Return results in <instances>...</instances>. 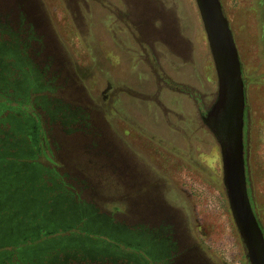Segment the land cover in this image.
<instances>
[{"label": "rangeland", "instance_id": "obj_1", "mask_svg": "<svg viewBox=\"0 0 264 264\" xmlns=\"http://www.w3.org/2000/svg\"><path fill=\"white\" fill-rule=\"evenodd\" d=\"M20 1L24 6L0 0V19L8 25L0 31V42H6L0 51L30 74L32 90L17 88V80L2 82L0 102L9 106L0 114V138L8 134V145L0 149V162L6 163L0 178H9V164L19 163L4 158L9 154L37 163L52 199L34 217L31 210L17 214L16 223L31 217L39 225L27 230L24 222L10 224L15 233L0 239V251L24 242L36 252L48 237L72 236L83 242L78 250L83 255L102 251L118 258L91 242L101 238L117 244L118 252L148 249L144 257L154 264H249L222 183L219 144L203 119L216 100L218 79L195 0ZM220 3L241 66L247 188L264 233V0ZM8 40L17 43L16 50ZM33 91L84 108L90 132L64 133L43 114L53 104L44 105ZM17 101L27 108L15 112L10 106ZM19 131L26 148L17 142ZM90 133L97 140L92 151ZM108 150L121 176L99 168L104 159L99 153ZM33 169H20L12 184L17 193L33 191H21V181L38 177ZM7 182L0 181V191L9 188ZM66 199L77 205L75 217L45 218L54 200L67 213L73 210ZM158 209L172 221L157 216ZM89 217L132 226L125 231L137 237L115 233L109 224L91 225ZM157 236L170 245L163 253L149 250ZM76 249L57 248L45 264H70Z\"/></svg>", "mask_w": 264, "mask_h": 264}, {"label": "water", "instance_id": "obj_2", "mask_svg": "<svg viewBox=\"0 0 264 264\" xmlns=\"http://www.w3.org/2000/svg\"><path fill=\"white\" fill-rule=\"evenodd\" d=\"M195 2L218 79L216 100L203 119L219 144L222 183L246 259L249 264H264V233L247 188L243 154L244 88L238 52L220 0Z\"/></svg>", "mask_w": 264, "mask_h": 264}, {"label": "trees", "instance_id": "obj_3", "mask_svg": "<svg viewBox=\"0 0 264 264\" xmlns=\"http://www.w3.org/2000/svg\"><path fill=\"white\" fill-rule=\"evenodd\" d=\"M11 2L9 4L13 5V7H21V6H24V4H22V2L20 0H10ZM1 18V17H0ZM6 27L8 28V25L7 23L5 22H2L1 19H0V31L1 32H4L6 31ZM6 43L5 41L3 42H0V46H3V44ZM8 43V42H7ZM9 44V43H8ZM13 46L11 47V49H14L16 50L17 48V43L16 42H11L9 44V46ZM10 49V50H11ZM5 61H7L9 64L7 66V68L5 70H3L2 66L5 64ZM51 63V62H50ZM49 63V64H50ZM47 67V66H46ZM23 74L25 76V87H24V90L28 87L31 88L32 90V78L30 77V74H28L27 72H25L23 70V68L15 61V60H11V57L10 55H8L7 53L5 52H1L0 51V93L1 96H3V80L4 78L6 79V81L9 79L10 81L14 80H18L19 78L22 79L23 77ZM2 75L4 76L3 78ZM19 79V80H20ZM34 87V86H33ZM23 90V91H24ZM34 90V88H33ZM35 91V90H34ZM32 92V96H34V98L36 99H41V102L45 105V104H53V108H51L50 110L48 109V107H44V116L48 119L51 120V122H58L60 127L63 128V132L64 133H69V132H73V131H85V133H89L90 131H88V129L91 128L90 124L89 123V115L87 113V111L80 107L78 104H76L77 106H71L70 104L68 103H62L60 100H53V99H48V97H46L47 95L43 94L41 95L40 93L38 92ZM7 104H9V101H6ZM23 101V102H20V101H17L15 103V105H11L10 108H12L13 110H15V112H19L20 109H26L27 108V103ZM2 105L1 102H0V114L1 112L4 110V109H7V106L9 105ZM1 118V117H0ZM2 119V118H1ZM16 119H19V118H16ZM4 120V119H2ZM72 121L73 122H76V123H79L78 127L76 126H71L72 124ZM0 134H3V133H0ZM19 134L23 135L22 138L25 139V134H23L22 132L19 131ZM92 134V133H90ZM7 135L6 133H4V138L1 139L0 138V145H2V141L1 140H5L4 142L6 143L7 141ZM96 134H92L90 135L91 136V141L89 142V145L87 146V150L88 151H92V149H96L97 148V140H96ZM96 140V141H94ZM18 144H20V146H23L25 145L24 148H26V141L25 143L24 142H21V141H17ZM6 145H8L6 143ZM4 148V146H0V149L2 150ZM92 155L93 154H98V153H91ZM99 155H102V157L104 159H102V161L99 162V164H101V167L99 166V168L101 169H106L108 170V172L112 173V174H118L120 175V173L118 172V168L116 166V162L114 161V153H110V150L106 151V153H99ZM5 159H16L19 161L18 165H15V166H11L12 167V172L9 174V178H0V181H8L7 183L11 186H9V188L6 190L5 193H9L11 192V190L14 189V186L12 185L13 183L16 182V179H12V177H15L16 175H19L21 176V174L23 172H21L20 170V166H22L23 168L25 166H23V163L21 161V158L20 157H17L15 155H10L8 157H4ZM1 161V160H0ZM6 163L3 161L2 163L0 162V167H3ZM27 164V163H25ZM31 165L35 166V165H38L39 167V164L37 163H32ZM5 168H0V173H2L4 171ZM38 172H39V175L37 178H34L33 181H29V182H25V181H21V182H24L25 183V186L22 187L21 191H24L25 188H33L32 192L30 194H33L34 192H37V188L36 187H39L41 188L42 186V182H43V178H42V173L44 171H42V168L39 167L36 169ZM121 176V175H120ZM28 183L31 184L32 186H28ZM42 189V193L44 195V198H45V204L43 205L44 207H46V205L48 204V200L52 199V196L50 197L49 193L51 194V191L49 188L47 187H44V188H41ZM1 198V197H0ZM47 202V203H46ZM19 205V204H18ZM49 205V204H48ZM17 207V205H15ZM52 207V203L50 205V208ZM15 208V207H13ZM114 208H118L117 206H114ZM154 209V208H153ZM3 211H7V209H4L2 210ZM43 211V209H42ZM68 211V210H67ZM70 212V211H69ZM163 210H160L158 209L157 211V216L159 215H163V220L167 219L169 221H172L171 220V216L170 215H167L166 213H162ZM155 216V215H154ZM156 216V217H157ZM158 218V217H157ZM161 218V217H160ZM159 218V219H160ZM165 218V219H164ZM30 219H32L30 217ZM27 221V220H26ZM33 222H30V224H32ZM0 224H3V223H0ZM13 227L17 226L16 225V220L13 219L12 223ZM23 224V223H22ZM35 224V223H34ZM25 225V224H23ZM116 225V224H115ZM118 225V224H117ZM170 225H172V223H170ZM173 226V225H172ZM125 228V229H124ZM132 226H129V227H123L122 229L123 230H128V231H132L131 230ZM146 227H144V225H141L139 230H141L143 233L147 230L145 229ZM133 229V228H132ZM158 235V234H157ZM71 237L72 236H66V237H63V238H59L58 236L56 237H48L47 239H45L44 241H48L49 243H43V242H40L38 245V250L39 251H32V247L33 245H29V244H25L24 242H20V244L18 245H15L13 247L12 250H1L0 251V264H45V261L46 258L48 257V255L53 252L54 250H57V248H65V247H68V248H72V250H74L75 248H78L74 251L75 254H73V258L72 261L70 262V264H135V261H133L132 257H129V253L127 252H124V251H120L119 253L117 252V244H115L114 242L112 241H103L101 238H97L96 241H91L92 243L94 242L96 245H106L105 243L108 244L109 247V250H114L116 251L117 253H115L114 251L112 252L113 254H118V258L116 259H113L111 258L110 256H107V253H104V252H93L92 254H86L83 255V254H80V250L79 248H81V246H83V242L81 241H76V240H71ZM160 236H157L155 238H158ZM163 238H165L164 236H162ZM166 239V238H165ZM114 240V239H112ZM69 242V243H68ZM24 243V245H22ZM86 243V242H85ZM132 249L135 251L134 253L137 252V249H138V252L136 253L137 255H139L140 257L141 256H144V254H148L147 251L148 249H139L138 247H132ZM139 257V258H140ZM140 262H143V258H140ZM48 264H58L57 262H50ZM62 264H65V263H62ZM184 264H194V262L192 261H189L188 263H184Z\"/></svg>", "mask_w": 264, "mask_h": 264}, {"label": "flooded vegetation", "instance_id": "obj_4", "mask_svg": "<svg viewBox=\"0 0 264 264\" xmlns=\"http://www.w3.org/2000/svg\"><path fill=\"white\" fill-rule=\"evenodd\" d=\"M7 42L9 44L11 43V41H9V40ZM8 64L9 63L7 61H5V64L2 66L3 70H5L7 68ZM25 81H26L25 80V76L23 74L22 79H20V80L18 79L16 81V84H18V87L17 88H20V87L24 88L25 87V84H24ZM18 140L25 143V139L24 138H20ZM4 141H3L2 145H0V146H2V147L3 146H6V143ZM23 146L25 147V145H23ZM23 146H22V148H24ZM26 147H27V145H26ZM20 149H21V147H20ZM243 154H244V158H245V169H246L245 146H244V153ZM9 165L10 166H15V164H9ZM6 166H8V163H7ZM23 166H25L26 168H29V167H32L33 165H31V163L29 165L23 163ZM0 168H5V166L0 167ZM19 168L21 169L22 166H20ZM33 168L34 169L31 172L34 173V171H36V169L38 168V165L33 166ZM18 176L19 175H16L15 177H12V179H16ZM19 177H21V176H19ZM41 188H44V187L41 186ZM41 188H39L38 191L37 192H34L33 194L28 193L26 195H24L23 193H17V190H16L15 186H14V189L11 190V192H9V193H5L7 189L0 191V197H1L0 198V209L4 208L5 205H6V203L8 205V206H6V207H8V208H6L7 211H3L2 212V210H0V223H3V224H0V239L6 238V237H10L13 233H15L14 230H10L12 228L9 225L11 224L13 218L16 217L17 214H19V213L25 214L28 210H31L32 213H31L30 216L34 217V214H36L39 211V209H44V206L43 205L45 204V198H44V195L42 193V189ZM31 189H33V188H31ZM63 198H64V196H63ZM13 201H19L18 202L19 205L17 204V207H15L16 209H13V207H11L14 204V203H12ZM66 201L68 203H71V204H69L70 205V208L69 209H73V210H71L70 212L67 213V211H64L65 210L64 208L60 207V204H61L62 201H59V200L56 201V200H54V202L52 203V208L47 213L46 212L44 213V216H46L45 218H47V216L48 217L49 216L52 217V215L55 214V215H57V218H59L61 216L62 217V220H63L64 219V216H66L69 213H71V215L69 217L70 219L72 217H75L76 209H74V207H77V205L74 202L73 203L70 202L69 199H66ZM9 205H11V206L9 207ZM32 207L35 210L32 211V209H31ZM80 211L82 212V211H84V209H80ZM93 216H95V215H93ZM101 219H96V218H93V217L92 218L89 217L87 219V222L90 221L91 222V225H95V226H98V227L99 226L103 227V226H106L107 224H109L108 226L111 229H113L115 231V233H122V234H124V236H127V237L128 236H131L132 237V235H134L133 236L134 239H135V237H137V233L125 231L120 226H117V225L112 224V223H106V219H104L105 221H103ZM22 222H24V224H25L24 227L27 230L28 229L29 230L36 229L37 226L39 225L38 222L35 223V224H30V222H33V221L31 219H28L26 221V220H24V218H19V220L17 219L16 225L19 226V227H21L20 225L22 224ZM140 237L143 240V238H142L143 236H140ZM105 244H106L105 245L106 247H110V246H108L107 243H105ZM169 247H170L169 243L162 236L159 237L156 240L154 239V240H150L149 241V250L151 252L154 249L155 252H157V253H163ZM114 252L117 253L118 251L117 252L114 251ZM129 257H132L133 261H135V264H154L153 262H151V259H147L144 256H141L140 257L136 253H129ZM139 257L140 258H143V262H140V258Z\"/></svg>", "mask_w": 264, "mask_h": 264}]
</instances>
